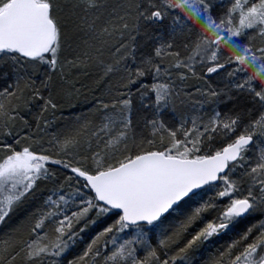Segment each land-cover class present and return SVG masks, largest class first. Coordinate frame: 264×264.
Returning <instances> with one entry per match:
<instances>
[{"label": "snow or ice", "instance_id": "6c2138e0", "mask_svg": "<svg viewBox=\"0 0 264 264\" xmlns=\"http://www.w3.org/2000/svg\"><path fill=\"white\" fill-rule=\"evenodd\" d=\"M0 264H264V0H0Z\"/></svg>", "mask_w": 264, "mask_h": 264}, {"label": "trees", "instance_id": "16d2710c", "mask_svg": "<svg viewBox=\"0 0 264 264\" xmlns=\"http://www.w3.org/2000/svg\"><path fill=\"white\" fill-rule=\"evenodd\" d=\"M98 75L99 69L92 66L84 69L83 74L75 78V87L79 89V93H73L70 98L62 102V107L56 113L58 124L64 123L67 118L74 119L81 113H87L92 91L102 86Z\"/></svg>", "mask_w": 264, "mask_h": 264}]
</instances>
